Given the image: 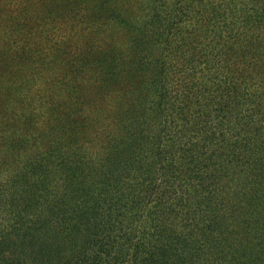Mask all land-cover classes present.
Returning <instances> with one entry per match:
<instances>
[{
  "label": "trees",
  "instance_id": "16d2710c",
  "mask_svg": "<svg viewBox=\"0 0 264 264\" xmlns=\"http://www.w3.org/2000/svg\"><path fill=\"white\" fill-rule=\"evenodd\" d=\"M38 1L39 4H35L33 0H0V125L5 129L2 120L6 110L13 104L19 105L22 98L19 92L31 87L29 83L34 81L31 78L21 80L20 77V85L17 87L16 82H10L13 71L20 74L18 70L23 64L39 62L42 65L49 64L54 71L61 67L70 73V77L66 75L59 79L58 88L61 92L67 90V104H55L51 97L48 102L49 114L54 120L51 130L58 128L62 138L54 139L47 160L54 159L56 162L58 177L64 178V187L58 197L51 198L54 209L44 207L38 211L31 205V219H25L22 210H16L14 224H0V264H264V133L255 130L252 124L249 125L251 120L248 118V109H245L246 115L237 118L234 126H228L223 119L231 113V110L225 108L226 102L230 101L228 92L225 99L216 101L214 98L208 99L205 91H197L193 86L181 94L179 105H170L163 88L158 87L159 94L155 99L150 86L138 81L139 92L143 93V98L134 100L133 113L145 117V112L149 111L159 119V131L167 132L168 126L172 124L167 111L169 104L173 117L180 119L177 132L180 129L190 136L185 145L194 152V155H190L194 161L184 163L180 168L182 170L176 173L183 183H190V194L183 200L179 196L181 201L175 205L174 196L171 197L169 190L160 192V177L166 178V173L169 171L170 174V170L175 172L173 164L177 161L166 164L162 161V166L152 167V172L144 178L146 170L125 164L118 170L112 162L113 169L104 170L110 161L108 156H111L110 152H106L103 170L89 172L86 158L80 156L78 151H60L61 143L71 141L79 129H88L83 124L89 122L88 118L80 119L83 120L80 122V112L75 113L77 107L73 108L77 106L75 99L79 98L73 87L78 89L79 79L86 70L98 73V80L103 86L116 77L117 60L106 48L100 28L94 26L104 19L110 20L112 27L118 25L128 28L131 20L126 8L131 2ZM184 1L189 0H168L175 7V15L178 16L171 23L158 12L155 0H146L145 6L149 9L150 20L144 23L141 28L143 32L138 39H144L147 32L152 36L159 34L167 43L173 44L175 26L183 22L179 5ZM219 1L217 6L214 2H209L213 8L203 1L195 3L198 10L194 14L210 11L202 34L207 40L205 49L209 51V55L214 49L220 30L233 29L235 26L234 21L227 23L222 18L224 7L220 9V6L226 1L228 7L229 0ZM77 4H82V9L79 16L73 17ZM262 12L264 7L258 13ZM64 16H69L72 20L83 18L89 20L90 24L85 29L88 36L82 38L85 42L82 54L72 59L73 64L70 63L72 60L64 58L68 37L55 26L56 18ZM255 18V14L247 15L242 21L263 30L262 34L254 33L255 39L251 48L254 60L249 63L253 64V71L258 77L264 78V24L261 20L255 23ZM261 19L264 20V14ZM132 20L135 21L134 18ZM187 24L193 26L190 21ZM261 24L263 29H260ZM74 39L75 36L71 40ZM36 40L41 43L35 42L31 46ZM162 72L160 70V74ZM231 78L248 84L250 75L234 73ZM66 79L69 80V86L63 88L62 80ZM230 93H236L235 88ZM192 94L195 96L194 101ZM242 99L244 103H248V96ZM80 102L82 104L83 99ZM216 104L219 108L217 114H212L213 109L200 114L195 112L200 107L207 110ZM239 124L244 125V133L241 135L237 133ZM190 129L203 133L199 135V139H193ZM231 129L237 136L235 150L247 157V164L242 165V177L224 178L227 177L226 171L216 165L225 158L227 152L223 151L220 160L215 164L221 175L216 176V179L210 178L213 181V190H209L208 195L201 199L196 194L197 190H201L199 188L202 181L208 176H215V173L208 172L213 156L206 153L205 148L216 141V132L219 137L217 143L227 146V134ZM206 134L208 135L205 136ZM26 136L27 134L22 136L20 143ZM3 140L6 145L8 139ZM141 140L143 144V139ZM141 140H133L130 149H138ZM203 140L206 144L201 145ZM113 142L111 140L109 143ZM146 143L154 149L152 153L159 151L157 146L160 144L155 137H148V140L146 138ZM10 144L7 145L9 149ZM15 153L16 150H7L5 155L9 160V156L11 158ZM180 157L188 160L186 155ZM159 163L161 165V158ZM91 165L89 163V168H93ZM230 165L234 168V163L230 162ZM140 171L141 181H135L134 177ZM94 175H98L99 183L102 182L96 192L92 191L97 187L92 182L95 180ZM106 182L113 188L104 189L103 184ZM217 191L219 194L212 198L210 194ZM70 194L79 197L80 201ZM219 197L221 201L218 202L216 199ZM217 203L225 206V209L221 212L216 210ZM80 204L82 207H78ZM63 205H69V208L57 209Z\"/></svg>",
  "mask_w": 264,
  "mask_h": 264
},
{
  "label": "rangeland",
  "instance_id": "374dc122",
  "mask_svg": "<svg viewBox=\"0 0 264 264\" xmlns=\"http://www.w3.org/2000/svg\"><path fill=\"white\" fill-rule=\"evenodd\" d=\"M145 1L142 0L139 3L137 0H130L131 4H127L129 7L126 9H128L127 13L131 20L129 26L134 28L118 25L112 27L110 20L104 19L94 26L100 28L106 48L117 60L116 77L103 86L98 80V73L87 72V70L84 72L79 79L78 89L73 87L74 92H78L77 95H79L78 100L75 99L77 106H73V108L77 107L75 113L80 112L78 120L88 118L89 122L83 123L86 127L88 126V129L85 131L79 129L78 134L73 136L71 141L61 143L60 151L62 153L78 151L80 156L86 158L87 167L91 173L103 170L104 154L110 152L111 156H108L110 161L104 170L111 169L112 162L114 168L118 170L125 164L146 170L144 178L148 176L149 172H152V167H160L163 163L177 161L173 164V169L176 171L171 172L170 170V174L168 171L166 173L168 176L160 177L162 182L159 183L160 192L169 190L171 197L174 196V199L170 198L177 205L181 201L178 199L179 196L183 200L190 194V183H183L182 178H178L176 173L182 170L180 168L184 163L194 161L193 158H190L194 152L185 145L190 136L185 135L180 129L177 132V124L180 119L173 117L170 105H179V97L185 90L195 86L197 91H205L208 99L214 98L216 101L225 99V94L228 92L230 101L226 102L225 108L231 110V113L227 118L223 117L226 124L234 126L238 117L242 118L246 115L245 109L247 108L248 118L250 117L251 120L249 125L252 124L255 130L264 133V78H259L253 71V64L249 63L254 60L251 53L255 39L254 33L262 34L263 30L257 29L254 24L242 21L247 15L255 14V23L261 20L264 24V20L261 19L264 12L258 13L264 7V0L248 2L247 0H229V6L234 8L233 11L229 6H226V1L221 4L220 9L224 7L222 18L227 23L234 21L235 26L233 29L220 30L210 55L209 51L205 49L207 40L202 37L203 30L207 26L206 22L210 17L208 14L210 11H199L194 14L198 10L195 8V3L214 2V5L217 6L220 3L219 0H189L179 5L180 17L183 22L180 23L181 25H176V28L174 27L173 44L167 43L166 39L159 34L152 36L147 32L144 34V39H138L143 32L141 28L144 23L150 20L149 9L145 6ZM33 2L39 4L38 0H33ZM155 3L158 12L165 20L172 23L178 18L175 15V7L168 0H155ZM209 5L213 8L212 4ZM75 8L73 17L79 16L82 4H77ZM260 14L262 15L259 16ZM189 21L193 26L187 24ZM55 23V26L60 28L69 40L65 43L64 58L75 59L82 54L85 46L82 38L88 36L85 29L90 26L89 20L83 18L72 20L69 16H64L56 18ZM221 24L222 22L219 23V25ZM262 24L260 29H263ZM110 27L112 29L109 30ZM73 36L75 39L71 40ZM35 42L41 43L36 40L32 42L31 46ZM144 58L145 66H143ZM73 62L74 60L70 63L73 64ZM160 70H163L162 74H160ZM18 71L20 74L13 71L10 81L16 82L17 87L21 80L31 78L34 81L29 83L31 87L19 92L22 97L18 102L19 105L13 104L6 110L5 118L2 120V124L6 126L5 129L0 125V224L2 223L3 226L14 224L16 210H22L25 213L23 216L25 219L26 217L31 219L33 214L30 213L31 205L38 211L44 207H49L50 210L54 209L51 198L52 196L58 197L64 187L62 185L64 178L58 177L56 162L54 159L47 160L52 151L54 139L62 138L58 133L60 132L58 128L51 130L54 120L49 114L48 102L51 97L55 104H67V90L64 89L61 92V89L58 90V88L60 87L59 79L66 75L70 77V73L61 67L59 70L55 68L54 71L49 64L42 65L39 62H27ZM234 73L243 76L250 75L248 84L236 82L231 78ZM20 77L21 80L18 81ZM138 81L150 86L152 97L155 99L159 94L158 87L163 88L167 95H171V97L166 95L170 104L167 105V111L172 121L167 132L159 131L157 127L159 119L152 116L149 111L145 112V117L139 113H133L134 100L143 98V93L139 92ZM68 86L69 80H62V87ZM234 88L236 93H230ZM191 96L194 101V94ZM245 96L249 98L248 103L243 102L242 98ZM81 99H83L82 104ZM217 106L218 104L212 105L207 110L200 107L195 109V112L200 114L213 109L212 114H217L219 110ZM190 131L193 139H199V135L203 133L191 129ZM216 133H214L216 141L205 148V152L213 156L208 172L215 173V176H208L202 181V186L199 188L201 190H197L196 194L201 199L208 195L209 190H213L211 179H216V176L221 175L215 164L220 160L223 151L226 150L227 154L221 163L216 165L223 167L226 171L227 177L224 178H237V176L241 178L242 165L247 164V157L234 148L237 144V136L232 133V129L227 134V146L217 143L219 137ZM237 133L240 135L244 133V125H238ZM26 134L25 140L20 143L22 136ZM148 137H155L157 143L159 142L161 146L157 144L159 145L157 146L158 152L152 153L154 149H151V146L146 143ZM5 138L8 139L6 145L3 140ZM111 140L114 142L109 143ZM133 140H141L140 147L134 151L130 149ZM255 141L257 142V139ZM8 144L11 146L10 149ZM200 144L206 143L203 140ZM7 150H16L11 158L9 156V160L5 155ZM215 154H219V156H215ZM181 155H186L188 160L181 158ZM230 162L234 163V168ZM89 163H92L91 167L93 166V168H89ZM97 176L93 177L95 180L92 182L97 185L92 190L93 192L100 189L102 184V182H98ZM134 179L135 181L141 179V171L135 175ZM103 188L109 189L113 186L106 182L103 184ZM216 194L219 192H213L210 196L214 198ZM70 196L76 195L70 194ZM76 200L80 201V198L77 197ZM216 201H221V198H217ZM35 203L36 205H34ZM71 207L74 206L71 205ZM78 207H82L81 204ZM61 208L68 209L69 205L57 207L58 210ZM174 208L176 209L177 206ZM215 208L221 212L225 206L217 203Z\"/></svg>",
  "mask_w": 264,
  "mask_h": 264
}]
</instances>
